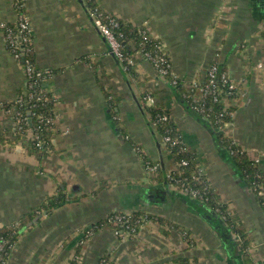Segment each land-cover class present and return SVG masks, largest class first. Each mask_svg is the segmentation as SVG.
<instances>
[{"label":"crops","instance_id":"0c3cea01","mask_svg":"<svg viewBox=\"0 0 264 264\" xmlns=\"http://www.w3.org/2000/svg\"><path fill=\"white\" fill-rule=\"evenodd\" d=\"M90 1L21 0L37 67L50 72L42 88L55 100L50 150L37 152L2 109L25 92L26 80L2 29L17 20L15 0H0V228L50 195L63 191L70 199L20 235L6 264H100L105 253L113 264H171L178 258L244 264L241 253L230 258L211 227L179 200L148 202L146 195L159 184L144 157L166 173L175 164L150 124V106L168 110L215 198L245 229L252 264H264V209L229 145L217 143L186 110L182 91L172 84L176 78L189 92L217 64L239 97L222 133L251 161L259 159L264 171V67H258L264 65V11L248 0H93L110 17L161 42L174 75L166 79L140 53L131 55V73L121 67L88 15ZM127 211L178 224L191 232V243L181 231L152 220L133 238L119 237L110 227L85 238L88 227Z\"/></svg>","mask_w":264,"mask_h":264},{"label":"trees","instance_id":"16d2710c","mask_svg":"<svg viewBox=\"0 0 264 264\" xmlns=\"http://www.w3.org/2000/svg\"><path fill=\"white\" fill-rule=\"evenodd\" d=\"M90 7L97 8V4L91 0L88 3V9ZM18 14L24 13V7L22 6L21 9L17 10ZM102 11V10H101ZM107 14H104V20L106 23H108L107 20ZM118 26L117 27H110V29L113 31V33L116 35L118 41L120 42L122 52L125 56H131L134 53H149L151 56L156 57L160 56V52L158 50V46L161 45V42L158 39H155L151 36H149L144 30H140L136 27H133L129 23H124L121 20L116 19ZM6 28L3 29L4 36H7V33L9 31H12L13 33L17 32V27L13 24H6ZM142 34H144L142 36ZM8 46V45H7ZM9 48V46L7 47ZM109 48V47H108ZM168 55L166 54V57ZM30 60L34 62L33 60V52L30 53L29 56ZM215 64V63H213ZM21 65V64H20ZM23 69V68H22ZM127 72L131 73L130 66H127L126 69ZM219 71V67H218ZM224 73L221 71L219 74ZM173 73L170 72L168 75H166L163 78L166 79H173ZM48 76H45L44 79H41L40 82H38L40 85L42 81H44ZM26 80V77H25ZM205 78L203 79L204 82ZM200 82V83H201ZM205 84V83H204ZM203 84V85H204ZM220 84V82H218ZM176 87L182 91V102L183 104L193 109V106H196L197 102L194 101V98L198 96V93L196 91L190 93L187 91H184L183 85L180 81L177 82ZM36 91V87L34 89H28V82L25 81V92L21 91L19 93V96L22 97L23 103L21 106H16L13 102L7 103V107H16L17 110L21 111L25 117H28L31 120V124H26V129H35L39 125V118L38 116L40 114H43L46 117H52L54 119V99L49 94V98L45 103H42V101H39L35 97H30V93H34ZM184 91V92H183ZM5 105V106H6ZM201 105V104H200ZM204 106V113L209 114L210 117L208 120L207 128L211 131H215L216 126H219L218 120L222 119L225 122H229L231 120L232 114L235 111L236 106L234 105L231 107L227 113H223V116L220 117V114H222L223 107L220 105H217L213 102L212 97L209 96L205 99V101L202 103ZM194 110V109H193ZM148 118L150 121V124L156 133L159 135L160 138H164L166 136H169L171 138V142L166 145V149L169 153H171L174 156V159L177 163H179L177 169L173 172L168 173L164 172L162 167L158 169L156 172V181L158 183L167 182L171 186H180L178 184L179 180H183L185 184V188H187V191L190 193L191 191H199L202 195V203L206 204L209 208H211L213 211H215L223 220L217 219L214 214L209 219V222L212 227L216 228V233L221 236V241L226 244L227 248L233 252L235 250V241L231 237V234L239 235L240 240L237 242V246L239 251L242 254V258L244 260V264H252V261L248 254V248L250 244L249 237L246 234L245 229L239 225L236 220L231 216V214L228 211V208L226 205L220 203L214 196V192L210 186L209 181L202 176L200 180H196L195 177H193V173H199L197 168V161L195 157V153L190 151L188 147L183 143L181 139V135L177 129V126L175 125L172 118H169L167 121L159 120L160 117L163 115H168V110H162L157 107H147L146 109ZM195 111V110H194ZM197 115L203 116V113L197 112ZM204 117V116H203ZM216 142L223 144V145H229V150H232L234 152V158L236 162H238L239 169L242 173L243 178L248 183V185L253 186L257 183L262 184L264 183V171L254 162L251 161L248 156L237 150L235 148L236 146L231 145L230 141L226 138L225 135L220 134L216 137ZM183 161L187 162L186 166H182L181 163ZM144 163L147 166H152L155 163L150 162L147 158L144 157ZM158 164V163H157ZM160 165V164H159ZM259 203L261 207L264 209V197L258 198ZM70 199H67V196L65 195V192L60 191L57 196L50 197L47 200H44L39 206L32 209L30 212L25 213L21 215L17 222L3 226L0 228V245L3 246V249L0 250V264H6L8 261L9 256L12 253V249L16 242L18 241V238L20 235L23 234L24 230L30 227H34L44 215H51L53 211L56 208H59L64 203H69ZM202 213H206L207 215H211L209 212H207L205 209H202L201 207L196 206ZM118 212H113L107 215L104 219H101L97 223L93 224L91 228L97 232L102 227H110L114 230H122V226L116 225L114 223V216L117 215ZM144 213L137 212L134 215V218H132L129 222L132 224L135 222V220H138V217ZM112 217L113 221H109V218ZM147 217L150 220L156 221L157 223L161 225H167L168 227L181 231L186 232V238L187 240L190 238L191 232L188 230L186 231L184 228H182L180 225L175 224L167 219H164L162 217H158L152 214H148ZM228 226V227H227ZM232 233L230 234L229 231ZM139 228V226H138ZM189 243H191V240H188ZM104 263L100 264H113L110 259V254L105 253L104 257ZM154 264H165V263H154ZM171 264H194L189 258H178L172 261Z\"/></svg>","mask_w":264,"mask_h":264},{"label":"built area","instance_id":"2783aa9c","mask_svg":"<svg viewBox=\"0 0 264 264\" xmlns=\"http://www.w3.org/2000/svg\"><path fill=\"white\" fill-rule=\"evenodd\" d=\"M18 2V1H17ZM18 5V4H17ZM24 7V5H18L17 7L19 9ZM16 9V8H15ZM17 10V9H16ZM89 10V12H88ZM88 15L91 18L93 24L98 29V31L103 35V37L106 40V44L109 47L110 52L123 64L126 65H132L133 60L130 56H125L122 52L120 42L118 41L116 35L113 33V31L110 29V27H117L118 23L115 18L107 16L108 23L105 22L104 18V12L101 11L99 8H93L92 12L90 9H88ZM17 27V32L13 33L12 31H9L7 33V42L6 45L9 46L8 50L11 53V50L14 51L13 57L16 59H20L21 57V67L23 68V71L25 73L26 82H28V89H34L36 87V91L34 93H30V97H35L39 101H42V103H45L47 99L49 98V93L44 90L40 85H38L41 79H44L45 76H49L50 72L43 71L39 68H37L36 64L30 60L29 56L33 49V34L32 29L30 27L29 19L27 14L24 12L22 14H18L16 22L12 23ZM2 28H6V24L2 25ZM158 50L161 53L160 56L153 57L149 53H140L147 61H149L157 70L158 74L161 77H165L170 72H172V65L170 58L166 57V52L163 47V45L158 46ZM21 55V57H20ZM259 68H263L259 65ZM205 84L203 87H199L200 85H192L189 86V92L192 93L196 91L198 93V96L195 97V101L197 102L196 106H193V109L197 112L203 113V116L208 119L210 117L209 114L204 113L203 105L202 103L205 101V99L209 96L212 97V100L217 105H222L223 101L225 102V97L222 96L223 90H233L236 89V86L234 87V84L228 77L226 73L218 74V65L212 64L210 67H208L206 73H205ZM175 81L172 82L174 86L177 85V80L174 78ZM220 82V84H218ZM197 83V82H196ZM41 86V87H40ZM16 106H21L23 103L22 97H17L16 100L13 102ZM201 104V105H200ZM230 105L223 103V109L222 114H220V117L223 116V113H227ZM9 116L14 117L13 123H14V129L18 131L19 133H27L31 132V146L33 147L34 151L37 152H43L45 151L49 144H50V135L53 130L54 120L52 117H46L43 114H40L38 116L39 118V125L35 129H26V124L29 125V118L25 117V115L16 109V107H9ZM170 118L168 115H163L160 117L159 120L167 121ZM226 122L222 119H219V129H222ZM155 127V125H154ZM153 127V128H154ZM223 130V129H222ZM171 142L170 137H164L162 139V143L166 146L168 143ZM256 163H259V159H256ZM182 166H186L187 162L183 161L181 163ZM146 166L147 171L149 174L154 175L158 169L160 168L159 164H154L153 166ZM193 177L196 178V180H200L202 178L201 173H193ZM178 184L181 185V187L184 189V191L187 192V188H185V184L183 180H179ZM252 193L255 195V197L258 199L259 196L264 195V183L258 185V186H250ZM183 191V190H182ZM191 197L195 199L202 200V195L199 191H191ZM121 215H123L121 213ZM114 223L116 225H121L122 227L124 225L128 226L129 221L127 220L126 216H120L116 215L114 217ZM3 249V246L0 245V250Z\"/></svg>","mask_w":264,"mask_h":264},{"label":"rangeland","instance_id":"374dc122","mask_svg":"<svg viewBox=\"0 0 264 264\" xmlns=\"http://www.w3.org/2000/svg\"><path fill=\"white\" fill-rule=\"evenodd\" d=\"M18 1V2H17ZM22 5V2H21V0H15V2H14V7L17 9V10H19V8L17 7L18 5ZM247 5L248 6H251L252 8H254L255 10H257V11H259V12H263L264 11V0H248V2H247ZM93 8H95V7H90V11L92 12L93 10ZM98 8V7H97ZM86 10H88V9H86ZM88 12H89V10H88ZM144 34H142V36H143ZM5 37V36H4ZM5 41L7 42V38L5 37ZM8 46H6V48H7ZM8 49V48H7ZM34 47H33V49H32V51L31 52H33V60H34V63L36 64V60H35V53H34ZM11 54H12V56L14 55V51L13 50H11ZM16 57V56H15ZM14 57V59H16ZM20 57H21V55H20ZM130 57H132V56H130ZM22 58V57H21ZM16 59V61L18 62V63H20L21 62V60L22 59ZM121 63V62H120ZM260 66H262V67H264V65H263V63H260L259 64ZM259 65H258V67H259ZM36 66H37V64H36ZM127 66H130V65H126V64H123V63H121V67L124 69V70H126L127 69ZM38 68V67H37ZM49 72V71H48ZM173 81H175L174 79H173ZM172 81V82H173ZM203 83H205V81L204 82H201V83H199V82H192L191 84L192 85H194V84H196V85H200L199 87H203ZM41 86H42V84H41ZM40 86V87H41ZM236 85H234V87H235ZM222 96L223 97H225V102L223 101V103L224 104H228V105H230V107H229V109L231 108V107H233L234 105H236L237 103H238V100H239V97H238V92H237V90L234 88L233 90H223V92H222ZM194 101H195V98H194ZM197 101V100H196ZM195 101V102H196ZM223 103H222V105L220 104V106H222L223 107ZM7 103H3L2 104V109L4 110V112L9 116V107L10 106H8L7 107V105H6ZM6 105V106H5ZM228 109V110H229ZM166 115V114H165ZM11 117V119H13L14 117H12V116H10ZM229 122H226L225 124H224V126L222 127V129H219V126H216V130H218L219 132H223L224 130H225V128H226V125L228 124ZM218 124H219V120H218ZM13 126H14V123H13ZM16 132H18V131H16ZM222 134V133H221ZM22 135H26L27 137H28V140L30 141V138H31V132H27V133H23ZM51 137V136H50ZM166 137H169V136H166ZM51 140H52V138H50ZM30 143H31V141H30ZM169 144V143H168ZM32 149H33V147H32ZM34 150V149H33ZM50 150V144H49V146H48V148L45 150V151H43V152H48ZM229 153H230V155L232 156V157H234L233 155H234V152L232 151V150H230L229 151ZM169 154H171V153H169ZM172 155V154H171ZM173 156V155H172ZM173 158H174V156H173ZM174 162H175V164H174V166L171 168V170H170V173L171 172H173V171H175L176 169H177V167H178V165H179V163H177L176 161H175V159H174ZM145 166V165H144ZM153 166V165H152ZM145 169H146V166H145ZM146 171H147V169H146ZM148 172V171H147ZM200 173V172H199ZM148 174H149V172H148ZM150 176H151V174H150ZM153 176V175H152ZM152 178V177H151ZM158 184H162V183H158ZM256 186H258V185H260L259 183H257V184H255ZM254 185V186H255ZM175 189H177V190H179V191H181V192H183V193H186V194H188V195H190L191 196V192L189 193L188 191L186 192V191H184V189L181 187V185L180 186H175ZM183 190V191H182ZM59 193H56V194H54V195H50V196H48V197H46V199L45 200H47L48 198H50V197H54V196H57ZM67 196V195H66ZM261 197H264V195L263 196H259L258 198H261ZM67 199H68V197H67ZM257 199V198H256ZM257 201L259 202V199H257ZM221 203V202H220ZM66 203H64V204H62V206L61 207H59V208H56L54 211H53V213L54 212H56L57 210H59L60 208H62V207H64V205H65ZM137 212H141V213H144V214H141L139 217H138V220H135V222H133L132 224L129 222L128 223V226H126V225H124L123 227H122V230L121 231H119V230H114V232H115V234L117 235V236H119V237H125V238H133V237H135V236H137L138 235V231H139V229H140V227L141 226H143L144 225V223H147V221H150V219L147 217V215H148V213H146V212H143V211H127V212H118V217H120V216H126L127 217V220L128 221H130L132 218H134V214L135 213H137ZM121 213L123 214V215H121ZM44 216H47V215H44ZM116 216V215H115ZM114 216V217H115ZM109 221H113V219H112V217H110L109 218ZM153 221V220H152ZM138 226H139V228H138ZM27 229H29V228H27ZM26 229V230H27ZM26 230H24V232L26 231ZM23 232V233H24ZM94 230L91 228V227H88L87 229H86V231H85V233H84V235H85V238H89V237H92L93 236V234H94ZM182 235L184 236V237H186V232H182ZM236 236H238L239 237V240H240V236L239 235H236ZM188 240H191L190 238L188 239ZM238 240V241H239ZM189 242V241H188ZM102 263H104V259H102Z\"/></svg>","mask_w":264,"mask_h":264},{"label":"water","instance_id":"95a60500","mask_svg":"<svg viewBox=\"0 0 264 264\" xmlns=\"http://www.w3.org/2000/svg\"><path fill=\"white\" fill-rule=\"evenodd\" d=\"M87 9V8H86ZM109 49V48H108ZM110 51V50H109ZM111 53V52H110ZM112 54V53H111ZM113 55V54H112ZM114 56V55H113ZM115 57V56H114ZM115 59H117L115 57ZM117 61L120 63V61L117 59ZM121 65V63H120ZM221 68H219L218 74L221 72ZM180 100V99H179ZM182 100V99H181ZM180 100V101H181ZM182 102V101H181ZM183 103V102H182ZM186 107V106H185ZM186 110L188 112H190L191 114L194 115V117L197 119V121H199L202 125H204L207 128L208 125V120L203 117L200 116L199 114L197 115V113L193 110L190 109L188 107H186ZM29 123L31 124V120H29ZM151 127V126H150ZM153 128V127H152ZM212 131V134L214 135V137L216 138L217 135H220L222 132H216V131ZM165 172V170H163ZM149 194L146 195L147 198L149 199V203L151 205H157V206H165V204L167 203L168 199H176L179 200L181 203H183L187 209L191 210L199 219H201L202 221H204L207 225H209L211 227V229L216 233V228L212 227L209 219H211L210 216H212L214 214V216L217 217V219H220L221 221L224 222V220L215 212L213 211L211 208H209L206 204L202 203L201 201L191 197L190 195L183 193L177 189H175V187L171 186L170 184H168L167 182H163L162 184L157 185V187H155L154 189H151L149 192ZM167 205V204H166ZM196 206L201 207L202 209H205L207 212H209L211 215H207L205 212L202 213L200 212V210L198 208H196ZM228 227V226H227ZM226 227V228H227ZM228 229V228H227ZM229 231V229H228ZM229 233L231 234L232 232L229 231ZM216 235L218 236V238L220 239L221 236L219 234L216 233ZM231 237L234 239L236 245L235 250H233V252H231L226 244L224 243V241L222 242L221 239V243L223 248L226 250V253H228L227 255L230 258H236V256L241 253L238 249L237 246V242L239 240V237L234 235L233 233L231 234Z\"/></svg>","mask_w":264,"mask_h":264}]
</instances>
